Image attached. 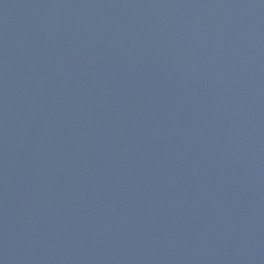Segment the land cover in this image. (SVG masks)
<instances>
[{"label": "water", "instance_id": "1", "mask_svg": "<svg viewBox=\"0 0 264 264\" xmlns=\"http://www.w3.org/2000/svg\"><path fill=\"white\" fill-rule=\"evenodd\" d=\"M0 264H264V0H0Z\"/></svg>", "mask_w": 264, "mask_h": 264}]
</instances>
